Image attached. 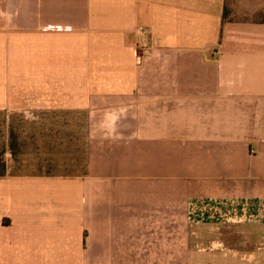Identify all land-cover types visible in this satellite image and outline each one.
<instances>
[{
	"label": "crops",
	"instance_id": "1",
	"mask_svg": "<svg viewBox=\"0 0 264 264\" xmlns=\"http://www.w3.org/2000/svg\"><path fill=\"white\" fill-rule=\"evenodd\" d=\"M263 11L0 0V264L169 263L192 181L261 215Z\"/></svg>",
	"mask_w": 264,
	"mask_h": 264
},
{
	"label": "rangeland",
	"instance_id": "2",
	"mask_svg": "<svg viewBox=\"0 0 264 264\" xmlns=\"http://www.w3.org/2000/svg\"><path fill=\"white\" fill-rule=\"evenodd\" d=\"M230 1L236 6L237 0ZM238 17L243 18V14L235 15ZM260 18L264 16L260 14ZM139 162L142 166L145 158L140 156ZM141 168L142 174L145 166ZM185 184L187 196L182 206H185L186 225L181 231L170 232V262L139 264H264V211L251 219H248L249 214H244L251 197L226 194L229 189L217 188L225 185L222 183L192 181ZM139 185L141 207L148 198L144 197L146 184ZM171 185L179 184L172 182ZM259 200V206L264 208V197ZM174 205L177 203L172 202Z\"/></svg>",
	"mask_w": 264,
	"mask_h": 264
},
{
	"label": "trees",
	"instance_id": "3",
	"mask_svg": "<svg viewBox=\"0 0 264 264\" xmlns=\"http://www.w3.org/2000/svg\"><path fill=\"white\" fill-rule=\"evenodd\" d=\"M261 16H264V11L263 12H260ZM264 20V19H263Z\"/></svg>",
	"mask_w": 264,
	"mask_h": 264
},
{
	"label": "built area",
	"instance_id": "4",
	"mask_svg": "<svg viewBox=\"0 0 264 264\" xmlns=\"http://www.w3.org/2000/svg\"><path fill=\"white\" fill-rule=\"evenodd\" d=\"M140 30H142V28H139Z\"/></svg>",
	"mask_w": 264,
	"mask_h": 264
}]
</instances>
